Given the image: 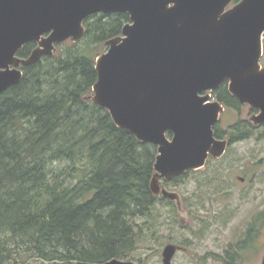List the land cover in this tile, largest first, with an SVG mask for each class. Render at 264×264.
I'll return each instance as SVG.
<instances>
[{
    "label": "trees",
    "instance_id": "16d2710c",
    "mask_svg": "<svg viewBox=\"0 0 264 264\" xmlns=\"http://www.w3.org/2000/svg\"><path fill=\"white\" fill-rule=\"evenodd\" d=\"M130 22L127 13L90 16L81 41L22 67L21 82L0 94V264H29L23 256L43 264L125 259L151 235L158 202L171 204L151 189L158 147L91 100L101 48ZM36 48L28 43L18 57ZM214 96L240 106L227 83ZM259 128L240 122L230 143Z\"/></svg>",
    "mask_w": 264,
    "mask_h": 264
},
{
    "label": "water",
    "instance_id": "95a60500",
    "mask_svg": "<svg viewBox=\"0 0 264 264\" xmlns=\"http://www.w3.org/2000/svg\"><path fill=\"white\" fill-rule=\"evenodd\" d=\"M233 1L0 0V94L21 82L22 66L52 56L59 44L81 41L90 16L129 14L122 35L97 58L91 100L119 128L158 147L152 192L175 202L181 214L179 193L162 181L202 169L229 145L214 135L225 107L210 102L208 93L228 83L239 103L259 110L253 124L264 125V0H241L230 8ZM31 42L37 48L28 59L19 58ZM180 249L167 245L163 264H172Z\"/></svg>",
    "mask_w": 264,
    "mask_h": 264
},
{
    "label": "rangeland",
    "instance_id": "374dc122",
    "mask_svg": "<svg viewBox=\"0 0 264 264\" xmlns=\"http://www.w3.org/2000/svg\"><path fill=\"white\" fill-rule=\"evenodd\" d=\"M108 49L105 44L100 55ZM261 65L264 67V53ZM239 104L238 109L222 114L227 129L222 134L224 140L230 141L233 128L240 122L254 125L251 118L259 110ZM212 159L181 181H162L167 190L179 193L185 224L175 202H158L151 235L144 237L127 258L119 260L163 264L165 247L174 244L181 249L172 264H262L264 128L254 130L248 139L231 142L224 157ZM32 260L21 258L23 263L43 264Z\"/></svg>",
    "mask_w": 264,
    "mask_h": 264
},
{
    "label": "flooded vegetation",
    "instance_id": "af4514ba",
    "mask_svg": "<svg viewBox=\"0 0 264 264\" xmlns=\"http://www.w3.org/2000/svg\"><path fill=\"white\" fill-rule=\"evenodd\" d=\"M226 108H227V106H226ZM228 109L229 110H233V109H230V108H227L226 109V111H228ZM223 124H224V121H223V119H222V116H221V118H220V120H219V122L215 125V129H218V131L220 132V134L222 135L224 132H226V128L223 126ZM219 139V138H218ZM219 140H224V138H220ZM229 142V145H230V141H228Z\"/></svg>",
    "mask_w": 264,
    "mask_h": 264
}]
</instances>
